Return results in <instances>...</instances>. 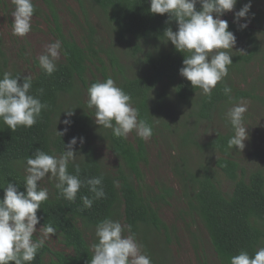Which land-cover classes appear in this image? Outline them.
I'll use <instances>...</instances> for the list:
<instances>
[{
	"label": "trees",
	"instance_id": "trees-1",
	"mask_svg": "<svg viewBox=\"0 0 264 264\" xmlns=\"http://www.w3.org/2000/svg\"><path fill=\"white\" fill-rule=\"evenodd\" d=\"M90 1L105 16L116 37L129 47L126 51L141 65V69L137 73L126 71L114 49L105 51L102 48L87 18L80 46L71 36L62 32L57 14L51 11L55 37L62 42L67 56L61 55V60L56 62L57 71L51 76L46 75L35 63L38 71L31 76L33 87L30 94L41 99L48 107L42 110L34 126L18 127L12 132L0 120V199L4 197L2 188L7 183L18 185V191H25L22 164H26V158L37 149L59 155L73 137H83L84 143L81 145L78 139L74 149L77 157H84L77 160L81 166L80 178L83 180L103 174L105 197L94 200L92 207L86 209L81 197H93L87 187H82L72 202L66 200L54 185L49 192L50 199L37 212L40 218L38 226L52 223L58 229L54 236L68 252L52 251L44 244L31 264H90L93 252L86 241L85 230L96 228L105 218L119 220L125 226L130 225L131 231L143 245L142 251L150 256L152 264H164L167 246L171 243L174 231L160 218L156 203L160 199L165 201L170 198L171 191L161 189L158 194L150 195L146 185L137 184L143 179L141 165L147 162L145 141L140 137L130 143L126 138L115 137L111 129H105L108 146L120 161V166L118 175L103 169L92 145L91 129L95 110L89 109L87 103L82 104L77 84L81 83L87 93L93 83L111 77L131 96L133 106L139 110V119L147 120L152 126V136L155 133L153 95L163 81L173 85L177 99L188 104L196 118L210 121L227 104L254 97L248 91L236 88L232 76L244 73L245 68L255 60L264 64V50L256 37L258 33H264V14L260 15L256 0H237V12L251 3L247 14L251 19H243L242 23L240 20L235 22L236 12L230 20L226 19L228 30L242 42L243 50L231 52L233 64L228 68V76L217 84L211 96H206L201 93V89L193 88L179 74L183 66V54L177 52L172 44L167 49L163 47L166 41L164 30L167 27H171L174 32L178 29L175 20L166 23L169 21L167 14H151L150 0ZM196 8L200 10V5L197 4ZM243 23L248 26L241 30L240 24ZM5 71L13 76L21 74L8 69L0 42V77ZM88 74L91 76L89 80ZM225 85L232 89L230 96L224 94ZM40 89H43V94ZM70 96L77 103L67 110L74 111V115L70 118L64 116L71 120V125L66 126L62 122V127H57V116L64 115L61 112V100ZM66 127L65 135H57L56 130L63 132ZM230 137L218 135L208 144L221 153L214 166L230 183V191L224 192L221 189L214 170L206 167L195 172L185 168L175 169L187 213L200 221L220 264H230V258L238 255L241 250L253 255L264 245V175L255 170L249 173L246 180L243 178L242 169L229 154L227 141ZM69 171L75 174L71 165ZM199 261L200 264H207L202 254Z\"/></svg>",
	"mask_w": 264,
	"mask_h": 264
},
{
	"label": "clouds",
	"instance_id": "clouds-1",
	"mask_svg": "<svg viewBox=\"0 0 264 264\" xmlns=\"http://www.w3.org/2000/svg\"><path fill=\"white\" fill-rule=\"evenodd\" d=\"M15 5L12 12L13 35L24 37L31 31L32 18L36 11L33 0H12ZM237 0H150V13L165 15L169 21L175 20L177 31L171 27L164 30L163 37L170 41L175 50L184 56L179 74L190 82L193 88H199L206 96H211L217 84L228 76V68L233 64L229 50L236 46V36L229 31L228 21L222 16L231 12ZM200 5L197 10L196 5ZM251 3L244 5L235 13V22L246 19ZM215 17V18H214ZM247 23L240 24L246 29ZM186 53V55H185ZM67 56L62 42L56 40L45 46L38 57L43 72L51 76L57 71L56 62L61 55ZM22 81V83L20 82ZM33 87L32 77L5 71L0 77V120L12 132L18 127L34 126L48 105L30 94ZM43 94V89L39 90ZM224 94L230 96L232 89L225 85ZM87 107L94 109L95 123L104 129H111L118 138H126L135 131L143 140H149L153 128L147 120L139 119V110L133 106L132 98L111 78L97 81L87 89ZM247 103L241 101L227 112L234 134L228 139L227 147L242 152L248 139L244 126V114ZM67 117L74 111L64 112ZM154 118V117H153ZM156 119V118H155ZM66 126L71 125L65 119ZM57 132L62 137L67 132ZM84 143V138L73 137L59 155L49 154L37 149L26 158L24 169L25 191H18V185L7 183L4 197L0 199V264H31L38 251L47 240L57 235L58 229L48 222L39 229L37 216L41 205L50 199L49 189L41 184L46 177L55 180V188L68 201L74 202L82 187H87L92 198L81 197L84 208H91L94 200L105 197L104 176L80 178L81 166L77 162L75 146ZM66 149V150H65ZM70 165L75 174L69 171ZM128 235H125V232ZM97 242L91 245L93 255L90 264H152L150 256L142 251L143 245L137 240L131 226L123 225L119 220L105 218L96 226ZM230 264H264V247H259L253 255L241 250L230 258Z\"/></svg>",
	"mask_w": 264,
	"mask_h": 264
},
{
	"label": "rangeland",
	"instance_id": "rangeland-1",
	"mask_svg": "<svg viewBox=\"0 0 264 264\" xmlns=\"http://www.w3.org/2000/svg\"><path fill=\"white\" fill-rule=\"evenodd\" d=\"M33 3L37 11L32 18L31 31L26 36L19 37L12 32L14 19L12 12L15 5L12 0H0V42L9 70L14 69L24 76H32L38 71L35 65V63L39 65L38 57L45 51L46 45L57 40L51 11L57 14L62 32L66 36H71L80 46H82L85 18H87L94 27L95 35L102 48L105 51L114 49L126 71L137 73L141 69V65L126 51L129 47L116 37L105 16L90 0H81V2L79 0H33ZM255 3L260 9V15L264 14V0H256ZM235 12H237L236 5L233 11L225 13L222 19L230 20ZM240 22L242 23L243 19ZM256 37L261 49L264 50V33H258ZM239 41L236 38V46L229 50L230 55L232 51L243 50L242 42ZM170 44L171 42L166 40L163 47L167 49ZM60 60L61 57L58 61ZM262 68L264 69V64L262 65L260 60H255L245 68L244 73L232 76L236 88L248 91L254 96L239 101L246 102L248 107L243 121L248 132L245 148L242 152L236 149L229 151L230 157L242 169L245 180L249 173L255 170L261 171L264 175V72ZM90 78L88 74L87 79ZM77 87L81 91L80 101L82 104L87 103L88 97L83 85L78 83ZM156 89L153 95L155 105L152 106L154 118H156L155 133L149 140H144L147 162L141 165L142 181L136 182L139 185H146L150 195L158 194L161 189L171 191L170 198L165 201L160 199L156 203L160 218L174 231L171 243L167 246L164 264H200L201 254L205 256L207 264H220L200 221L187 213L175 169L185 168L195 172L199 171V168L206 167L211 171L214 170L221 189L224 192L230 191V183L214 166L216 158L220 157L221 153L208 144L218 135L232 136L234 134L227 112L239 102L227 104L221 113L215 114L210 121L199 120L188 104L177 99L172 84L163 81ZM72 98L70 96L64 101L61 100V112L64 115L57 116V127L63 125L66 115L64 112L77 105ZM91 135L92 145L103 169L110 174L118 175L120 161L110 150L105 129L95 123V118ZM137 137L133 131L128 134L126 140L134 143ZM22 170L24 174V169ZM41 184L50 192L55 185V180H49L46 177ZM36 228L37 233L34 235L38 236L41 227L37 225ZM95 230L96 228L85 230L86 241L90 247L97 242ZM124 234L128 235L126 232ZM45 245L52 251L68 252L55 236L47 240Z\"/></svg>",
	"mask_w": 264,
	"mask_h": 264
}]
</instances>
